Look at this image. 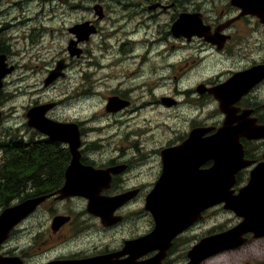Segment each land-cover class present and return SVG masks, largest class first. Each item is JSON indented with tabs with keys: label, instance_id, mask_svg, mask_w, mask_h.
I'll return each instance as SVG.
<instances>
[{
	"label": "flooded vegetation",
	"instance_id": "1",
	"mask_svg": "<svg viewBox=\"0 0 264 264\" xmlns=\"http://www.w3.org/2000/svg\"><path fill=\"white\" fill-rule=\"evenodd\" d=\"M22 1L6 0L5 18L0 21V53L8 65L17 70L20 65L13 57L28 46L37 51L56 50L53 55H37L45 66L43 90L31 89L32 97L23 104L17 128L23 170L29 169L27 163L35 164L29 174L38 181L36 187L27 186L25 194H52L20 225L28 238L20 247L22 264L97 256H107L116 264L132 256L137 261L156 259L155 264H187L192 250L206 237L240 224L243 218L232 211L237 220L231 226L204 231L203 223L219 208L231 212L226 205L217 204L198 213L201 215L170 240L158 239L163 240L161 245L130 248L156 228L147 201L164 174L166 154L170 161L181 153L186 160L195 158L194 170L202 174L217 158L209 139L227 122L232 129L244 125L246 130V135L228 137L233 149L238 147L241 163L228 190L238 194L249 183L252 171L264 163V14H253L237 0H80L77 4L79 0H67L80 12L69 13V22L60 24L68 33L66 45L60 48L53 36L61 29L53 23L57 15L36 11L22 19L19 13L10 18L14 8L23 7ZM79 25L91 33L78 35L73 28ZM218 60L227 64L213 67ZM29 63L23 66L30 68ZM59 66L60 75L51 80ZM256 67L263 71L254 79L244 78L227 91H217L218 95L210 92ZM204 69L205 76H198ZM10 76L5 78V86ZM51 88L59 99L45 97L44 90ZM64 104L68 110L59 111ZM5 119L3 107L1 121ZM57 123L64 133L51 128ZM193 131H198L197 140L184 146ZM10 134L8 130L0 139L4 197L6 138ZM74 157L101 175L95 190L100 198H126L114 209L106 207L109 213L113 210L109 218L89 210L84 191L60 197ZM41 164H47L51 172L42 171ZM4 203L6 207V198ZM44 213L46 221L41 218ZM33 215L40 223L35 231L28 225ZM58 215L69 218L53 227ZM244 237L232 249L264 242L257 240L264 236L253 233ZM32 248L34 253L29 252ZM7 253L13 254L12 250ZM42 253L39 262L30 258Z\"/></svg>",
	"mask_w": 264,
	"mask_h": 264
},
{
	"label": "water",
	"instance_id": "2",
	"mask_svg": "<svg viewBox=\"0 0 264 264\" xmlns=\"http://www.w3.org/2000/svg\"><path fill=\"white\" fill-rule=\"evenodd\" d=\"M245 2H247L248 5L250 4V6L247 5L246 6L251 9L250 11L252 13L258 14L259 16H262L264 14V9L262 10L260 8L262 4H264L263 0H254V1L248 0ZM87 30L88 29H86V26H80V25L75 26L73 28V31L76 32L78 35L89 34L91 32L90 30L88 31ZM70 48H73V46H70ZM60 68L61 66L58 67V70H55L51 73L50 76L51 80L58 76L57 72L59 71ZM259 69L261 70L260 67H256L252 70L245 71L241 74L236 75L226 83V87L235 86L241 80L253 74L254 76L257 75L260 72ZM12 70L13 67L7 68L5 55L0 54V88H2L3 86L4 77L7 75V73L12 72ZM229 125H230L229 123H226L225 127H228ZM59 129L58 131L62 130ZM243 133H245V130L241 131V134ZM261 135L262 137H264V133ZM192 136L191 139L187 141V144L189 143V141L192 140L195 141V134L193 133ZM215 141L218 142L217 140ZM180 162L181 163H177V164L168 163V168L166 167L165 177L161 181V184L172 185L174 183L175 185L174 186L175 190L172 189L169 192V194H165L164 197L160 198L161 201H164V203L166 199L167 204L172 205L168 207V209L169 210L171 209V211H165V213H162V211L160 210L156 211L158 215L161 214L160 215L161 217L158 219V226L162 227V231L164 230L168 231L170 228V222L164 220L165 217L164 214H167L169 212H176L177 214L189 213L191 208L181 209V207H179L183 203V201H185L190 207H192L194 212L196 209H199L200 212L206 207L216 204L217 202L225 201L227 203L226 207L233 208L239 215L244 216L245 220L238 227L232 230H229L220 235H216L214 237L203 240L199 244L198 249L201 250L202 248H204L206 244L210 242V240L218 241V251L225 249L226 247L232 245L235 240H240V237L243 235V233H246L251 230L255 231L256 235L264 234V169L263 168L261 169L260 166L257 167L253 172V178L251 180L250 185L242 189L239 195L233 196L231 194H228L225 185L229 183L228 177H230L235 173L236 167L239 164L238 162H230L232 163L230 164L227 161L221 162V159H217L215 165L207 170H204L202 175L198 171L197 173H193V175L191 176L186 175L185 163L182 161ZM74 167L75 165H72L70 169ZM75 171L76 170H74V172ZM258 178L259 181L256 182L254 185V180H257ZM86 180L91 181V178L88 177ZM67 187H68V183L67 186H65L64 189H62V191L64 192L67 191L68 189ZM44 199L45 197H38V198L26 200L20 204L7 208L0 214V244L9 235L10 230L19 221H21L30 212H32L35 209V207ZM174 221L175 222L179 221V217L173 219V223H175ZM195 252L198 251L195 250ZM208 255L210 254L209 253L202 254V258H205ZM199 261L200 258L193 259L192 263L190 264H196ZM98 262L100 263L99 259L90 260V261H79V262L67 261L64 263H50V264H99ZM0 264H22V263L20 261V258L18 257H4L0 254Z\"/></svg>",
	"mask_w": 264,
	"mask_h": 264
},
{
	"label": "rangeland",
	"instance_id": "3",
	"mask_svg": "<svg viewBox=\"0 0 264 264\" xmlns=\"http://www.w3.org/2000/svg\"><path fill=\"white\" fill-rule=\"evenodd\" d=\"M77 3H81V1H77ZM22 8H14L12 11L13 15L10 17L11 19L19 13V18L22 19L26 15L31 14L36 11H43L44 13L55 14L57 15L56 20L53 22L55 24H59V31H54L53 36L54 40L57 41L58 46L60 48H64L66 45V39L68 37V33L65 28L61 27L60 24H67L69 22V13H79L76 8L72 7V2H68L67 0H23ZM6 0H0V21L5 18L6 14ZM70 7H72L70 9ZM55 17V16H52ZM74 17V16H73ZM10 19V20H11ZM49 19V18H46ZM32 22V21H29ZM256 39V38H253ZM18 48V47H17ZM25 48V46H24ZM30 49V51H28ZM56 53L55 49L49 51L42 50L37 51L35 49H31L28 46L27 50L19 52V54L15 55L13 58L17 63H19V68L14 71L13 75L7 80V84L4 87L3 92L0 94V106L6 107V119L0 122V139L4 138L5 133L10 130L11 133L17 132L20 134V131L17 129L20 127L22 121V113H23V104L29 102L32 95L30 94L32 88L41 87V73L43 70V63L41 59H38L37 55L49 56ZM63 54H66L64 51ZM30 62V68H26L23 66L24 62ZM209 62V61H208ZM213 65V67H221L227 64V61L224 60L221 64L220 61ZM199 64V63H198ZM36 65L39 67L37 68ZM206 66L205 64L203 67ZM45 67V66H44ZM193 69V67H192ZM189 70V68H187ZM189 72V71H188ZM207 70H203L201 74L198 76H205ZM197 76V77H198ZM37 82L38 85H32V83ZM26 86V87H25ZM42 88V87H41ZM43 90V88H42ZM55 88L44 90L48 94L45 97H52L56 95V99H59L58 94L55 92ZM35 95H33V98ZM62 97V95L60 96ZM68 110L66 104L59 107V111L66 112ZM1 209V208H0ZM44 221L47 219V214L41 217ZM236 216L232 212L225 211L221 208L218 209L217 212L213 213V216H210L206 222L203 223V230H207L212 227L215 229L221 230V228H226L231 226L236 222ZM30 222L28 225L30 228L35 231L39 226V218L37 215H33L30 217ZM207 226V227H206ZM26 240H28L27 235L22 232L20 227L16 230L14 234L8 240L6 247H1V250H5L6 252L12 250L13 254L20 255V247H22ZM257 240H264L257 239ZM39 249V248H38ZM30 253L35 252V248L29 249ZM33 262H39L43 260V253L35 255L33 257ZM264 263V242L256 243V244H245L241 247L235 249H228L225 252L215 254L201 264H263Z\"/></svg>",
	"mask_w": 264,
	"mask_h": 264
},
{
	"label": "trees",
	"instance_id": "4",
	"mask_svg": "<svg viewBox=\"0 0 264 264\" xmlns=\"http://www.w3.org/2000/svg\"><path fill=\"white\" fill-rule=\"evenodd\" d=\"M31 148L35 149V144H32ZM20 158L21 148L19 147V139L11 137L6 146V197L3 196V165L2 163L0 164V207L5 204V198L6 206L10 205L16 199H25L28 196L25 194V188L29 185L31 188L38 185V181L29 174L33 171L35 164L27 163L29 169L24 172ZM38 167L42 171L47 170L51 172L47 164H41Z\"/></svg>",
	"mask_w": 264,
	"mask_h": 264
}]
</instances>
